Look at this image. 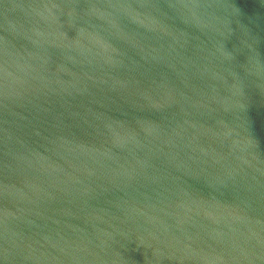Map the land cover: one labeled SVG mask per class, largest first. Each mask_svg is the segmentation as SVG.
Returning <instances> with one entry per match:
<instances>
[{"label": "water", "instance_id": "water-1", "mask_svg": "<svg viewBox=\"0 0 264 264\" xmlns=\"http://www.w3.org/2000/svg\"><path fill=\"white\" fill-rule=\"evenodd\" d=\"M0 264H264V0H0Z\"/></svg>", "mask_w": 264, "mask_h": 264}]
</instances>
